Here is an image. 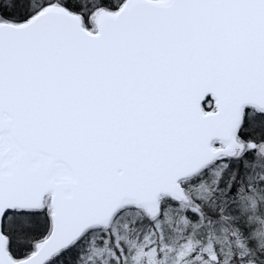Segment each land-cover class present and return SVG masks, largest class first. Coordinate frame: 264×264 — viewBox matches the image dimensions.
<instances>
[{
	"label": "snow or ice",
	"instance_id": "snow-or-ice-1",
	"mask_svg": "<svg viewBox=\"0 0 264 264\" xmlns=\"http://www.w3.org/2000/svg\"><path fill=\"white\" fill-rule=\"evenodd\" d=\"M0 264H264V0H0Z\"/></svg>",
	"mask_w": 264,
	"mask_h": 264
}]
</instances>
